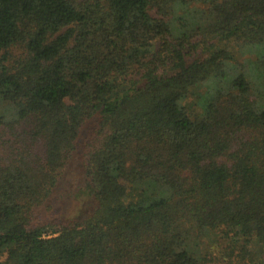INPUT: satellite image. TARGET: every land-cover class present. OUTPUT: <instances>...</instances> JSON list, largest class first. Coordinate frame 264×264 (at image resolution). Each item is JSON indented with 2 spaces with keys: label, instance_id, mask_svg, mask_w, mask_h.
Here are the masks:
<instances>
[{
  "label": "trees",
  "instance_id": "1",
  "mask_svg": "<svg viewBox=\"0 0 264 264\" xmlns=\"http://www.w3.org/2000/svg\"><path fill=\"white\" fill-rule=\"evenodd\" d=\"M0 264H264V0H0Z\"/></svg>",
  "mask_w": 264,
  "mask_h": 264
},
{
  "label": "rangeland",
  "instance_id": "2",
  "mask_svg": "<svg viewBox=\"0 0 264 264\" xmlns=\"http://www.w3.org/2000/svg\"><path fill=\"white\" fill-rule=\"evenodd\" d=\"M254 54L243 55V63L254 58ZM199 97V95L197 96ZM197 97L194 101H197ZM84 185V156L80 144L64 170L52 195L48 199L51 212L59 221H69L84 217L92 206L90 197L81 189ZM82 191V192H81Z\"/></svg>",
  "mask_w": 264,
  "mask_h": 264
}]
</instances>
